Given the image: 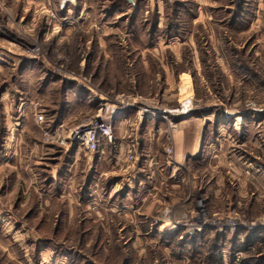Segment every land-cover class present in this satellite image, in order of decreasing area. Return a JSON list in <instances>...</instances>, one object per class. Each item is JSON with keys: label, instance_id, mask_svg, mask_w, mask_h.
<instances>
[{"label": "rangeland", "instance_id": "1", "mask_svg": "<svg viewBox=\"0 0 264 264\" xmlns=\"http://www.w3.org/2000/svg\"><path fill=\"white\" fill-rule=\"evenodd\" d=\"M51 3L0 0V157L9 127L21 131L11 139L25 152L23 167L0 164V264H219L227 238L234 247L252 242L262 232L245 224L264 219V187L256 192L238 172L234 179L214 165L222 148L223 165L233 157L264 174V0H76L56 20L50 12L59 0ZM106 106L116 111L113 139L101 145H114L116 121L129 114L126 138L133 142L138 131L141 141L114 166L142 162L147 121H205V153L183 167L184 189L166 187L164 165L178 161L165 135L151 141L157 153L140 195L128 188L134 173L123 179V168L104 162L103 147L90 155L45 142L43 128L72 130ZM70 109L72 121L57 123ZM71 148L82 152L75 165L60 152ZM38 152L51 153L48 166L38 165ZM55 168L64 174L52 186ZM200 202L209 221L222 214L240 221L237 233L197 226ZM257 254L246 251L235 264H264Z\"/></svg>", "mask_w": 264, "mask_h": 264}, {"label": "crops", "instance_id": "2", "mask_svg": "<svg viewBox=\"0 0 264 264\" xmlns=\"http://www.w3.org/2000/svg\"><path fill=\"white\" fill-rule=\"evenodd\" d=\"M24 2H27L30 5V7H32V8H33V6L36 7V9H37V7H40V6L45 7L47 9L48 5L52 4L51 0H24ZM88 96H89L88 98H90L89 101H94V93L93 92H92V94H88ZM74 99H75V97H74ZM73 115L74 114L70 109L67 111L63 120H61L57 123L66 124L67 122L72 121V118L74 117ZM132 116H133L132 114H129L128 116L126 115L125 117L118 118V120L116 121L115 130H114L115 131V133H114V139L115 140H113V141H115L113 143L114 145L106 142L104 144V146H102L103 149L101 147V149L103 151L102 154L104 155V162H107L106 164L109 163L110 166L112 165V168L115 169L116 172H117V170L119 172L122 171V170H120V168L121 169L123 168V172H120V175L122 177H124L123 179H125L126 175L129 176V173H134L137 181L130 183V185H128V188L135 186L138 189L136 193L138 195H140L141 193L139 190L144 186V184H148L147 180H149L150 173L147 172L146 169L147 168L152 169V159H151L152 157H151V155L152 154L155 155V153H157L155 151V147H153V144H151V141H154V140L156 141V140L160 139L159 137H161L162 135H165L167 137V140H169L172 143V145L175 149V154L177 157L178 165L177 166H171L170 164L164 165L163 172L165 174H163V175L165 177H167L168 181H170V184L166 186V185H163L161 183L159 186L157 185V187L154 188V190H157V191L163 190V188H164L163 186L170 187L171 191H173V192H175L176 190L184 189L186 187L188 181L190 180V172H189V169L186 171L184 170V172H183L182 171L183 167L186 166L188 168V165L190 163L189 160L191 158H195L193 156H196V155L200 154L201 152L203 153V151L205 153V148L203 146V141H204V136H205V132H203V129H204L205 121L199 122L197 119H191L192 118L191 116L181 118V119L178 118V119H176L175 124L173 126H170V127H168L165 122H159L158 123L157 119L147 121L142 126V128L146 132V133L143 132L142 137H145L146 142H148V144H146V148L144 149L145 152H143L144 155H141L142 162L139 165H137V162H136V164L134 163L133 166L132 165L127 166L130 162L125 160L121 163V165L114 166L112 164V161L114 159H116V164H117V161H120V160L122 161V156L125 153H127V155L132 153L134 145L139 147L141 144V141H139L140 137H139L138 131H136V135L134 136L133 142L131 140L128 141V138H126L127 133L129 131L128 130L129 124L132 121ZM51 123L55 124L56 122L51 120L50 124ZM9 124H10V126H15V124L13 122H9ZM8 129H9V131H11V134H10L11 136L9 138L10 142L8 143L9 147L5 148V150L2 152L3 154L0 157V160H1L0 164L1 165L3 164L6 168L12 169V171H13L16 169V167L18 168V166H22V163H20V160L23 162L25 161L23 159L25 152L23 151L24 148H19L16 145H13L14 141L12 140L21 131L20 130L16 131L15 128L11 129L10 127ZM22 132H26V131L22 130ZM131 132L133 133V131H131ZM15 133H17V134H15ZM26 133H29V132H26ZM163 133H165V134H163ZM27 135L29 136V134H27ZM135 148H137V147H135ZM54 150H57V149L53 148L52 151H54ZM30 151L33 154L35 153L34 148H33V150L30 149ZM60 152H63V154H69L70 155L71 165H75L80 160V158L82 156V154H81L82 152L80 150L78 151L77 149H74V148L60 150ZM38 154H40V157L36 158V162H38V165H41V164L47 165L48 159L52 160L51 158L48 157L49 155H51L50 152H42V153L38 152ZM224 154L228 155V153H225L222 148H220V149L218 148V150L215 153L216 162H215L214 168H215V171L217 174H220L221 172H223V170L226 166V171H228L231 178L235 179L236 174L238 172V175H240V176H238L237 178H240V181L243 182L245 185H248V187L251 186L252 188H255L256 192L260 191V188L264 187V174L263 173L259 172L258 170H252L253 171L252 173L250 171L247 172L246 170L248 167H244L245 165L244 166L239 165L240 167H238L237 163H235L233 157L231 158L232 159L231 163H229L227 165H223L222 164L223 162H221V161L224 160V157H225ZM98 159H100V158H98ZM25 165H27V164L25 163ZM124 165H125V167H123ZM57 169L58 168L51 169L49 172L51 175V176H49L50 177V185H52V186L56 185L57 179L63 178V174H64L62 172L63 170L61 172H59V170H57ZM143 173H148L149 175H146V177H145V176H143ZM177 173H179L178 176L182 177V180L178 181V180L174 179ZM242 173H243V175H242ZM222 177H223V175H222ZM215 194H216V197H218V199H220V195H223V194H221L220 190H218V189L215 191ZM252 194H254V193H252ZM171 201H172V203L178 202L176 198L172 199ZM217 235H218V237L220 236L219 233H217ZM230 239L227 238V240H226L227 242H225L222 245L223 246L222 252L224 254L219 256L220 264H235L236 259L240 260V257L246 251L248 253L258 252V254L254 255V256L257 258H262V259L264 258V233H260L258 235L253 236L252 242L244 243V245L242 244L241 246L237 245L236 247H234V245L236 243L238 244V242H236L235 240H232L231 242H229ZM229 243H232L233 247H234V248L230 249V252H228V249H226L228 247L227 244H229ZM241 250L243 253H241Z\"/></svg>", "mask_w": 264, "mask_h": 264}, {"label": "built area", "instance_id": "3", "mask_svg": "<svg viewBox=\"0 0 264 264\" xmlns=\"http://www.w3.org/2000/svg\"><path fill=\"white\" fill-rule=\"evenodd\" d=\"M75 2L76 0H59V3H57L52 12H50L51 18L53 20H56L59 16L58 12L60 11V9L64 8L67 5L74 4ZM186 99L184 100V105L189 108L192 107L193 105H190V102L193 103L191 98L188 97ZM178 109H180V107L173 110L172 112ZM108 113H111V116L107 117ZM115 113V110L109 111V107L106 106L101 110L100 115L88 120L87 122L82 123L81 125L73 128L72 130H67L65 126L62 125L57 126L54 129L43 128L42 131L44 140L49 145H73L78 146L79 149L84 150L90 155L96 154L100 151V146L102 142H111L113 139V118ZM35 116L36 122L39 125H43L45 123V115L42 112H36ZM198 209H200V211L196 216V220L199 222L200 225L194 224L192 225V227L196 225L218 226L221 231L227 230L234 236L242 225L241 222L238 221L236 218H232L231 216L225 214L216 216L214 220L209 221L208 218H206L204 210L202 211L203 205L201 204V202L198 204ZM245 225V227H247L248 229V233H253L256 231L264 233V219H261L258 222H252L250 224Z\"/></svg>", "mask_w": 264, "mask_h": 264}, {"label": "trees", "instance_id": "4", "mask_svg": "<svg viewBox=\"0 0 264 264\" xmlns=\"http://www.w3.org/2000/svg\"><path fill=\"white\" fill-rule=\"evenodd\" d=\"M101 147H102V145L100 146V150H101ZM220 264V263H219Z\"/></svg>", "mask_w": 264, "mask_h": 264}, {"label": "bare ground", "instance_id": "5", "mask_svg": "<svg viewBox=\"0 0 264 264\" xmlns=\"http://www.w3.org/2000/svg\"><path fill=\"white\" fill-rule=\"evenodd\" d=\"M104 106V105H103Z\"/></svg>", "mask_w": 264, "mask_h": 264}]
</instances>
